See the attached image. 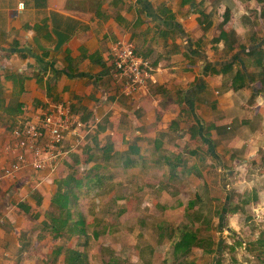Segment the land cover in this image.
<instances>
[{"label":"crops","instance_id":"1","mask_svg":"<svg viewBox=\"0 0 264 264\" xmlns=\"http://www.w3.org/2000/svg\"><path fill=\"white\" fill-rule=\"evenodd\" d=\"M235 20L230 0H0V171L9 160L4 146L12 128L50 101L69 102L88 131L82 145L86 138V145L96 147L110 142L123 154L131 145L140 151L139 143L153 131H174L185 112L196 119L192 126L199 122L217 133L223 114L239 103L237 92L252 97L259 83L248 79L233 90L223 82L226 75L204 74L205 64L226 61L217 57L231 51L213 39L230 30L239 34ZM118 39L131 40L153 67L147 89L134 98L123 96L111 75L109 49ZM243 58L234 59L228 74L244 64L251 69L247 73L256 71L252 59ZM72 154L81 148L53 174L28 169L15 179H0V264H10L20 246L18 203L27 199L30 210L49 208L64 164L75 158V167L80 163V155ZM30 191L39 204L28 198Z\"/></svg>","mask_w":264,"mask_h":264},{"label":"rangeland","instance_id":"2","mask_svg":"<svg viewBox=\"0 0 264 264\" xmlns=\"http://www.w3.org/2000/svg\"><path fill=\"white\" fill-rule=\"evenodd\" d=\"M230 1L240 30L235 34L236 44L261 45L264 1ZM233 21L234 17L227 28ZM237 53L241 54V49H223L217 58L224 61ZM230 77H223L225 85ZM254 85L257 92L260 84ZM237 94L239 103L223 114L220 130L205 132L214 143V156L200 137L190 136L192 121L196 120L190 112L180 114L172 125L174 131L157 130L145 137L139 143L138 160L134 156L135 166L114 165L117 156L106 163L98 146L86 145V138L85 145H78L81 154L70 158L80 155L77 175L97 165L93 172L103 174L101 185L85 188L79 198L89 238L54 236L41 223L54 210L51 205L39 211L34 207L27 213L20 208L18 217L23 218L16 219L21 227L20 246L10 264H63L68 248L84 252L87 264H105L109 259H115L114 264H214L217 260L221 264H264V92L256 97L247 94V100ZM125 135L126 142H131L132 136ZM155 139L163 142L160 151L177 163L174 168L161 161V154L154 148ZM92 155L95 157L85 163ZM70 161L64 164L63 176L72 170ZM29 193L28 198L37 201L35 192ZM189 201L195 204L190 206ZM184 229L211 239L212 251L194 246L186 257L174 256L173 242ZM58 247L63 248L62 253H53Z\"/></svg>","mask_w":264,"mask_h":264},{"label":"trees","instance_id":"3","mask_svg":"<svg viewBox=\"0 0 264 264\" xmlns=\"http://www.w3.org/2000/svg\"><path fill=\"white\" fill-rule=\"evenodd\" d=\"M264 1V0H260ZM227 14V11H226ZM264 13H262V16ZM224 21L223 23H225ZM218 40H223L228 51H232L234 48H239L242 50L241 54L237 53L232 57V60H226L224 63H215L211 65L207 63L204 65V74L210 75H227L233 71V65L236 63L234 61L235 56L239 57L241 60L246 57L247 59H252L254 66L256 67V71L252 73H247V64L243 65V68L237 67L231 76V81L228 84V87L233 90H238L244 86H246V82L249 79L251 82L257 80L260 84L257 92L252 93V97L257 96L260 92H264V38L259 40L262 41L261 45L258 43H252L251 47H246L244 44H236L235 33L230 31L222 32L218 37L213 39L214 42H218ZM248 48V50H246ZM246 59V60H247ZM244 61V60H242ZM243 64V63H242ZM226 88V87H225ZM191 136L200 137L201 140L207 145V151L211 156H214V143L213 141L206 136L208 130H206L199 122L196 125H193L191 128ZM206 132V133H205ZM163 142L158 139L155 140V150L161 154V161L163 160L169 166L174 168L177 164L170 160L169 155L162 153L161 146ZM100 150V157L107 160L106 163L110 162L112 158L117 156V161H113L114 165H120L124 168L129 166H135L137 164L136 160L129 156V154L125 155L123 153H119L114 151L112 143L108 142L101 147H98ZM166 149V148H165ZM130 154L138 155L139 158V147L137 145H131L125 151ZM112 154V155H111ZM95 157L89 156L88 159L85 160V163L89 162ZM110 158V159H109ZM137 158V160H138ZM109 159V161H108ZM181 159H178V161ZM78 162V159L75 158V161L70 164L71 172L67 173L65 176L60 177L55 180L56 188L55 192L52 194L50 199V205L54 208L53 211L48 212L45 216V219L41 222L42 225L46 226L50 231L54 233V236L66 235L68 237L77 238L79 240L81 237L89 238L87 232V225L85 222L84 214L79 209V198L82 194V190L85 188L100 186L102 183L103 174L95 171L96 167L92 171H88L86 174L77 175V169L75 168V163ZM92 168V167H91ZM90 170V169H89ZM40 201L37 200V204ZM190 206L195 204V201H189ZM18 206L22 208L25 212L30 211V206L24 203H18ZM36 216V215H35ZM221 217V216H220ZM96 236V234H95ZM213 241L211 239H205L198 236L196 231H190L188 229H184L179 231L178 239L173 242L172 245V254L174 256H187L191 252V249L194 246L201 247L203 250L207 252L212 251ZM63 248L58 247L53 250L55 254H61ZM63 264H87V257L84 252H81L76 249L68 248L65 251ZM115 259H109L105 262V264H114ZM179 264H196L193 261H181ZM214 264H221L219 260H217Z\"/></svg>","mask_w":264,"mask_h":264},{"label":"built area","instance_id":"4","mask_svg":"<svg viewBox=\"0 0 264 264\" xmlns=\"http://www.w3.org/2000/svg\"><path fill=\"white\" fill-rule=\"evenodd\" d=\"M109 54L111 75L123 96L134 98L147 89L153 67L136 52L131 40L118 39L110 47ZM87 132L84 123L70 111L69 102H47L10 131L4 146L9 160L1 167L0 179H15L18 173L28 169L55 172L69 153L77 150Z\"/></svg>","mask_w":264,"mask_h":264}]
</instances>
